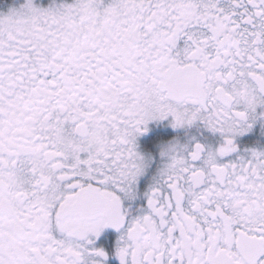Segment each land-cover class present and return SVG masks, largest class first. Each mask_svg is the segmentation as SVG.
I'll use <instances>...</instances> for the list:
<instances>
[{
    "label": "snow or ice",
    "instance_id": "snow-or-ice-1",
    "mask_svg": "<svg viewBox=\"0 0 264 264\" xmlns=\"http://www.w3.org/2000/svg\"><path fill=\"white\" fill-rule=\"evenodd\" d=\"M0 264H264V0H0Z\"/></svg>",
    "mask_w": 264,
    "mask_h": 264
}]
</instances>
